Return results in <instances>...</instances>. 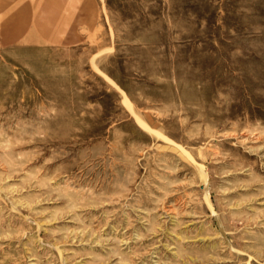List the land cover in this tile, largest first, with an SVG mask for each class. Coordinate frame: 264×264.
<instances>
[{
	"label": "rangeland",
	"instance_id": "374dc122",
	"mask_svg": "<svg viewBox=\"0 0 264 264\" xmlns=\"http://www.w3.org/2000/svg\"><path fill=\"white\" fill-rule=\"evenodd\" d=\"M0 264H264V0H0Z\"/></svg>",
	"mask_w": 264,
	"mask_h": 264
},
{
	"label": "bare ground",
	"instance_id": "6f19581e",
	"mask_svg": "<svg viewBox=\"0 0 264 264\" xmlns=\"http://www.w3.org/2000/svg\"><path fill=\"white\" fill-rule=\"evenodd\" d=\"M98 72H99V71H98ZM100 74H101V72H100ZM101 75H103V74H101ZM103 76H104V75H103ZM123 99H124V100H126V97H125V96H123Z\"/></svg>",
	"mask_w": 264,
	"mask_h": 264
}]
</instances>
